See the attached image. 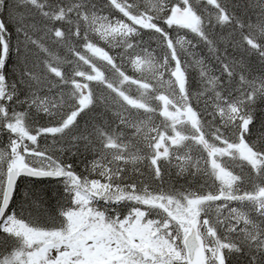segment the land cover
Returning a JSON list of instances; mask_svg holds the SVG:
<instances>
[{"label":"trees","instance_id":"trees-1","mask_svg":"<svg viewBox=\"0 0 264 264\" xmlns=\"http://www.w3.org/2000/svg\"><path fill=\"white\" fill-rule=\"evenodd\" d=\"M0 1V121L23 130L0 125V147L79 178L18 180L0 264L28 244L9 227L80 222L135 224L173 249L151 264H187L170 211L195 207L206 250L217 239L225 264H264V0ZM174 136L177 154L159 156ZM234 204L250 224L229 227Z\"/></svg>","mask_w":264,"mask_h":264},{"label":"rangeland","instance_id":"rangeland-1","mask_svg":"<svg viewBox=\"0 0 264 264\" xmlns=\"http://www.w3.org/2000/svg\"><path fill=\"white\" fill-rule=\"evenodd\" d=\"M2 114L8 113L2 111L1 115ZM166 116H173V114L169 113ZM2 124V121H0V125ZM3 128H6L13 133L23 132L19 127V119L16 117H13V120L11 118L10 121L4 122ZM174 137H168L162 143L157 145V154L159 156L163 154H177L178 151H175L176 148H172L179 142V139L177 138V141L174 144H171L170 142ZM241 146L243 147L242 143H240V147L238 148L239 151L241 150ZM160 151L163 153H160ZM220 151L221 150L218 149L219 153ZM213 152L217 153L216 151ZM9 161L10 156L8 152H6L4 147H0V202L5 187V170ZM25 163L36 168H45V164L40 158L34 156H28ZM50 169L59 173L62 171L55 168H49L47 170ZM64 181L68 186L78 185L75 184L72 178H67ZM97 193L101 194V191H97ZM257 198L264 201V195L260 194ZM147 202L154 204L157 200L155 197H149ZM193 202V206L197 205V202ZM157 204L159 203L157 202ZM227 207L229 206L223 205L220 209H227ZM242 207L241 204H234L230 210L225 211L231 217V219L225 218L229 227L232 225L234 226L235 223L244 226L250 224L247 216L241 210ZM170 214L177 223L182 226L184 235L189 231L190 225H194L199 236H203V231L206 228L200 224L197 207L172 210V212L170 211ZM134 226L135 224L131 229L128 226H125V224L118 227L116 226V228L109 225L107 227L102 226L99 227V229H96L95 227L88 228L87 225L80 222L75 228H69V230L64 231L53 230L52 232L28 230L22 225L18 226L15 230L9 226L8 227L10 230L19 233L28 241V244H24L19 249V257L15 264H151L155 261L156 245L165 249L166 256L173 251L170 245L166 246L160 244L158 239H154L151 235H148L146 232H143L138 227ZM258 232L259 230L255 229L253 234L258 236ZM203 237L205 239L206 247L207 239L205 236ZM210 244V251L205 248L204 253V259H206L208 264H217L218 257L223 258L225 254H229L232 250L231 246H228L226 243L223 244L217 239L213 242L211 240ZM10 260L11 259L6 263L11 264Z\"/></svg>","mask_w":264,"mask_h":264},{"label":"water","instance_id":"water-1","mask_svg":"<svg viewBox=\"0 0 264 264\" xmlns=\"http://www.w3.org/2000/svg\"><path fill=\"white\" fill-rule=\"evenodd\" d=\"M177 141V138L172 139L170 142L174 144ZM160 153H163L160 151ZM5 184L4 191L2 194V200L0 203V222L3 217L6 215L8 207L12 201V196L16 189V183L20 178H31L35 180L39 179H54V180H62V178L74 177L76 183H79V178L73 173H59L54 170H43L37 169L29 164H24L18 161L9 162L8 167L5 170ZM15 186V188H14ZM249 198L248 195H240L234 196V199L237 200H245ZM182 247L184 248V258L186 259L188 264H207L204 259V239L202 236H198L196 227L194 225H190L189 231L183 236ZM217 264H225L223 258H219Z\"/></svg>","mask_w":264,"mask_h":264},{"label":"bare ground","instance_id":"bare-ground-1","mask_svg":"<svg viewBox=\"0 0 264 264\" xmlns=\"http://www.w3.org/2000/svg\"><path fill=\"white\" fill-rule=\"evenodd\" d=\"M157 2H158V1H157ZM157 2H155V3L157 4ZM66 12H67V13H71V12H73V9L70 8V7H69V8L67 7V8H65V13H66ZM69 39L71 40V38H69ZM205 61H206L207 64H209V61H208V60L205 59ZM189 69H191V68H189Z\"/></svg>","mask_w":264,"mask_h":264},{"label":"snow or ice","instance_id":"snow-or-ice-1","mask_svg":"<svg viewBox=\"0 0 264 264\" xmlns=\"http://www.w3.org/2000/svg\"><path fill=\"white\" fill-rule=\"evenodd\" d=\"M0 26H2V25H0ZM57 34H58V35L60 34L59 31H57ZM14 188H15V186H14Z\"/></svg>","mask_w":264,"mask_h":264}]
</instances>
